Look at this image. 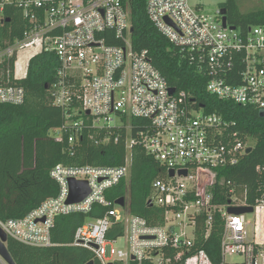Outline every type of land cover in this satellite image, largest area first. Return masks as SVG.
<instances>
[{"label":"built area","instance_id":"1","mask_svg":"<svg viewBox=\"0 0 264 264\" xmlns=\"http://www.w3.org/2000/svg\"><path fill=\"white\" fill-rule=\"evenodd\" d=\"M128 1L0 0L2 20L12 11L20 27L16 42L0 49V64L16 56L14 78L20 80L27 77L32 58L54 53L59 64L51 90L54 103L68 108L76 99L80 104L75 111L80 116L74 119L67 114L64 127L52 131V137L59 141L63 130L69 132L74 150L85 114L94 127H125L129 152L121 167H54L50 174L59 184L58 195L22 219L0 220V228L8 239L51 247V231L59 217L86 214L100 205L110 209L104 217L80 226L72 246L91 251L101 264H264V186L252 203L248 190H239L232 182H227V193L215 191L218 169L238 165L253 148L251 141L231 133L220 116L194 109L187 93L171 94L149 52L133 49ZM193 1L147 0V14L171 44L207 65L209 93L263 111L264 26L253 27L247 34L231 31L223 27L220 10L211 14L199 4L193 6ZM22 51L27 52L26 64L18 70ZM239 65L242 70L237 74ZM239 77L241 83H232ZM25 96L23 87L0 85L1 103L21 105ZM132 118L147 122L136 136ZM134 145L142 146L166 170L164 177L153 182L147 200L165 210L163 226L131 215L126 207L123 215L106 198L109 190L128 178ZM70 180L87 182L91 190L79 204H67ZM222 195L228 202H215ZM232 208L252 212L230 213ZM217 218L222 223L221 259L215 263L199 244L197 232L202 223L207 240ZM115 223L125 226L128 251L113 246L120 238L108 237ZM234 258L237 261H231ZM2 261L7 264L0 256Z\"/></svg>","mask_w":264,"mask_h":264},{"label":"trees","instance_id":"2","mask_svg":"<svg viewBox=\"0 0 264 264\" xmlns=\"http://www.w3.org/2000/svg\"><path fill=\"white\" fill-rule=\"evenodd\" d=\"M222 8L227 10L229 26L242 34L256 26H264V7L243 13L238 0H226ZM133 28L132 45L135 51H148L154 66L178 93L185 92L193 108L206 115H218L242 140L252 141L253 151L243 156L238 165L218 169L216 194L228 192L227 182L239 190L247 189L252 203L264 186V115L254 106L240 105L217 98L207 91L210 80L206 64L193 61L188 52L171 44L155 27L147 14V0H129ZM9 20V22H8ZM20 27L12 11L4 21L0 16V49L12 46ZM16 56L0 64V85H17L26 92L21 105L0 102V220L22 219L45 201L55 198L59 184L51 177V170L58 166L121 167L128 157L127 130L125 127L98 128L93 119L82 114L84 128L76 144L69 143V132L63 130L61 140L52 137V131L62 129L66 115L74 119L80 104L76 99L68 108L54 103L51 90L57 82L58 60L54 53H42L30 60L28 75L14 78ZM239 65L237 74L242 70ZM199 68L201 72H199ZM231 82V81H230ZM242 80L232 83L239 84ZM132 135L147 122L132 118ZM166 170L140 145L131 149L130 173L117 187L106 193L111 203L127 199L131 215L146 219L153 226H163L165 210L151 206L147 200L152 194L153 182L165 176ZM226 203V196L217 198ZM115 206V205H114ZM110 208L95 205L89 213H74L59 217L51 231V247H32L9 238L8 251L15 264H101L94 254L84 248L72 246L76 230L89 220L106 215ZM204 225L198 228L199 244L211 259L220 262L222 223L217 218L211 236L205 240ZM125 235L123 223H115L109 233L114 240ZM113 264H124L115 262ZM146 264H151L146 262Z\"/></svg>","mask_w":264,"mask_h":264},{"label":"water","instance_id":"3","mask_svg":"<svg viewBox=\"0 0 264 264\" xmlns=\"http://www.w3.org/2000/svg\"><path fill=\"white\" fill-rule=\"evenodd\" d=\"M220 14L222 15V23L224 28H229L231 31H236V27L229 26L228 21H227V10L225 8L220 9ZM9 22V20H8ZM131 32L133 33V28L131 29ZM171 94H174L176 90L174 88L170 89ZM90 113L88 112L87 115ZM261 114L264 115V110L261 111ZM253 151V148H249L247 150V154H250ZM181 175L187 176L186 171H182L180 173ZM170 176H174V172L171 171ZM69 188H70V195L69 199L67 201V204L72 205V204H79L83 202L91 193V190L87 184V182H78L74 180H70L69 183ZM116 205L119 207H125L126 206V199L121 198L116 201ZM230 213H235V214H244L247 212H252V209L250 208H237V209H230ZM8 236L3 232V230L0 228V256L1 258L7 263V264H15L13 261L8 248H7V242H8ZM89 264H94V262H91Z\"/></svg>","mask_w":264,"mask_h":264},{"label":"rangeland","instance_id":"4","mask_svg":"<svg viewBox=\"0 0 264 264\" xmlns=\"http://www.w3.org/2000/svg\"><path fill=\"white\" fill-rule=\"evenodd\" d=\"M225 2H226V0H196V1L192 2V5L194 6L196 4H199L201 7L204 8V10L206 12L211 13V14H216L220 9H222V5ZM238 2L240 5V9L243 13L259 10V9H262L264 7V0H238ZM26 56H27L26 51L20 52L19 57H18V65H17L18 70L23 68L24 65L26 64ZM129 199H130V194H129V190H128L127 191V199H126L127 207L129 204ZM117 210L120 213H122L123 215L126 214V209L123 207L118 206ZM248 218L251 219V217H248ZM89 221H91V220H89ZM113 246L116 248H120L124 251H128L129 245H128L127 233H125V235L118 240V243L114 244ZM107 250L109 251V247L107 248ZM231 261H237V259L234 258V259H231ZM2 264H4L3 261H2Z\"/></svg>","mask_w":264,"mask_h":264},{"label":"crops","instance_id":"5","mask_svg":"<svg viewBox=\"0 0 264 264\" xmlns=\"http://www.w3.org/2000/svg\"><path fill=\"white\" fill-rule=\"evenodd\" d=\"M126 207V206H125ZM127 209V208H126ZM127 211H128V209H127Z\"/></svg>","mask_w":264,"mask_h":264}]
</instances>
